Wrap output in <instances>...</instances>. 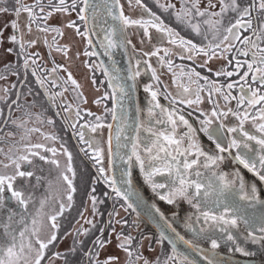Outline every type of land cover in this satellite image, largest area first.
I'll return each instance as SVG.
<instances>
[{
	"label": "rangeland",
	"instance_id": "obj_1",
	"mask_svg": "<svg viewBox=\"0 0 264 264\" xmlns=\"http://www.w3.org/2000/svg\"><path fill=\"white\" fill-rule=\"evenodd\" d=\"M53 2L58 3V0H53ZM119 2L123 6L125 16H129L132 19H140L141 16L144 19L149 18V15L142 13L141 8L135 4V0H132L131 5H129L128 0H119ZM142 2L152 12L156 13L165 25L178 32L180 37L192 40L193 43L203 47H207L209 42L220 44V48L215 50L217 55L213 56L210 60L202 54L193 55L192 59H188L187 53L181 56L179 54L181 52L180 47L169 43L168 38L158 33L154 28L149 27L148 35H146L144 29L139 25L127 26L130 53L135 71L140 73L137 79H139V85H141L139 95L141 126L138 132L140 135L138 144H136V150L144 159L147 167L149 158L148 153L144 151L145 147L151 145L154 139L153 133L171 130V125L167 120V112L176 110L174 106L167 104L165 100L163 101L161 99H168L172 103L177 101L181 102L182 100L195 101L197 99L195 90L199 89V103L183 104H187L196 114L204 118L213 119L212 125L215 124V126H218L223 121V124L227 128H230L238 124V119L230 114L227 117L221 116L219 120L211 115L214 109L217 112L227 111L230 104H233L232 101L229 103L223 99V95H225L224 88L222 92L215 91L217 87L222 86V77H224V75L217 76L216 73L222 69L224 71H234V62L236 59H242L241 62L245 60L251 61L252 52L256 51V49L251 48L250 45L241 43V40L244 36H249L252 40H255L256 37L252 34L251 30H241V40H228L221 43L223 36L227 34L225 29L230 26V22H235L236 14L228 12L224 16L222 24L216 25L219 28V33L217 34L213 26L205 23V21L209 19L212 21L220 19V17H209L208 15L210 12L219 11L220 0H211V3L215 7H209V0H200L198 5L199 9L201 11L207 9L204 16L196 14V9L193 6L195 0H159L160 4L175 5V9L168 10L160 8L156 0H142ZM23 3L32 5L35 3V0H23ZM66 3L70 5L71 0H66ZM42 4L46 6L48 0H42ZM12 5H14V0H6V2L0 3V6L3 7H11ZM183 8H191L192 14L186 17L184 21L177 20L175 13ZM50 10V8L45 7L44 13H39V9H35L41 19L36 20L32 24L31 31L26 27L28 24L27 14L21 13L18 18L19 31L8 27L3 33L4 42L0 43V77H3V79H0V130L4 129L5 126H9L6 131L0 134V149H3V152H0V161L4 163L9 162L8 157L5 155L9 152V149H18L21 154H26L25 144H44L46 146L45 149H33V151H39L42 156L48 158L41 160L39 157H32L31 165L27 163L22 164V170H34L35 174L33 177L28 178L27 182L17 179L14 187L23 186L26 194L31 196V201L28 207L24 208L15 201L11 196V192L5 189L3 193L5 206L0 208V224L7 222V216L12 212L14 213L13 227L17 230V234L25 227L28 228L29 232L35 227L39 229L41 238L46 241L50 238L52 232L55 231L57 239L45 250V257L41 261V264H95L97 260L103 262L109 256L118 257L111 264H128L130 257L120 247V243L128 236L132 237L131 243L126 245L129 251L133 253L131 259L135 260V256L140 255L144 259H147L150 264H154L157 258L163 264L166 257L171 253L166 248L168 246L164 242H159L160 237L152 232L150 227L137 216H134L121 201L113 200V203V201L109 200L111 206L107 208L106 205V188L110 185V182H105V177H109L107 128L108 117L110 116L108 114L110 112V94L105 85L101 69H99L96 60L92 56V51L87 48V38L85 35L78 34L76 28L68 26L69 21H75L76 27L79 28L80 32H84L83 22L78 16V13L82 10V4L77 0L76 11L69 10L67 13L54 12L51 17L45 20V14ZM256 15L257 13L254 11L253 16ZM14 18V14L11 13L0 14V29H3L4 25ZM188 20L191 21V24H199V33L187 23ZM37 25H39V28ZM45 27H48L49 31H43L42 29ZM54 27H59L63 34L61 35L52 31L51 28ZM12 34H16L18 37L15 44L7 39ZM21 35L25 42L23 51L19 47V38ZM149 36L151 37L150 39ZM33 40L36 43H29ZM229 43L234 45L230 51L227 50ZM27 46H29V49H27ZM260 46L264 47V42H261ZM8 48H12L13 51L8 52ZM157 48L160 49L159 56H164L165 63L163 64L160 62L159 56L145 55V53H152ZM166 48L171 50L167 55L164 52ZM237 49L248 50V56L245 57ZM86 53L88 54L86 55ZM178 58L186 64L182 65ZM25 60H27L28 65L27 67H22L25 64ZM138 60L140 61L139 64H137ZM168 60L172 61L171 71H169L166 63ZM229 60L233 63L229 64ZM20 65L21 67L19 69L18 66ZM243 68L244 72L247 71L246 64ZM53 69L55 71H52ZM152 69L156 70V75L159 77L158 81L152 76ZM69 73H71V78L77 84H72L69 79ZM195 73L207 77L209 80L208 86L212 87V92L206 86L201 87L200 83L202 79L197 77ZM29 74L30 76L31 74L33 75L38 89H36L32 81L28 82L27 77ZM37 76H40L44 81L43 87L37 82ZM238 76L234 71V75L230 78L238 80ZM251 76L252 73H249L247 77L248 83L252 84L253 88L260 87L258 82L252 81ZM23 80H25V83H22L24 86L23 89L21 86V90L19 89L20 92L17 93L18 90L15 92L16 85ZM46 80L48 82L52 81L51 87L53 90L54 88L56 89V92L53 91L55 94L50 93L45 83ZM213 81L215 82L214 84L211 83ZM56 85L60 88L56 87ZM77 85L79 86L77 87ZM146 85H151L152 91H159L156 97L159 107H155V101L152 99L151 92L146 90ZM181 85L193 91L183 96L179 95L182 91ZM235 88L232 90L234 91ZM239 94L240 91L238 88V96ZM173 98H175V102H173ZM14 99H16L17 104H11ZM58 102H60L62 108L59 107ZM258 106L260 107L261 105ZM7 107L9 110H5ZM245 107L248 108V105L246 104ZM257 107L248 108L249 113L254 112L253 116H257ZM149 108H152L151 113L149 112ZM77 111L79 112L78 116L76 114ZM7 112L8 115H6ZM176 112L178 113L177 110ZM199 117L195 115L194 120L197 121V128L201 129V120L203 121L204 119H198ZM234 118H236V121H233ZM49 120L52 123H49ZM187 120L192 125L188 118ZM12 121H16V123ZM157 121H163V123H157ZM259 122V118L257 117V123ZM21 123H23V127L19 126ZM245 123V130L257 136L261 135L251 119ZM92 126L96 127L95 131H92ZM32 129H39V131H31ZM149 129L152 131L149 132ZM186 131H188L187 126L177 120L176 138H179ZM80 132L84 133L85 141L92 142L91 147L80 140L78 135ZM49 135L56 136L57 139H47L46 137ZM72 135L76 138V142L81 147V150L83 149L82 153L75 147L76 145H74L75 142H73L74 138ZM230 135H234L237 139L242 138L239 132L230 133ZM22 137L25 138L22 139ZM195 138L200 144L196 133ZM223 141V146L226 147V133L224 132ZM189 143L190 141L185 139L183 141V147H187ZM250 143L254 148H259L255 141H251ZM200 145L209 154H220L212 146ZM52 147L57 149L55 155L46 150ZM65 148L72 153L71 166L75 172L74 177L70 172L67 173L69 179L73 180V187L76 189L75 192L71 193V202L67 199L70 189L67 182L62 178V173L66 171L69 163L67 155L64 152ZM97 148L101 150L102 159L95 153ZM233 149L236 152L240 151L239 149ZM156 150V148H153V152ZM173 154H175L174 151ZM162 155L163 153H161ZM193 158H195L194 153L188 156L189 160ZM180 159L182 161L184 157H180ZM200 159L201 165L197 166L202 173L200 180L205 184L211 180L213 185L212 189L209 190L210 196L207 199L209 202L215 200L220 201L222 209V205L225 203L224 200L227 197L226 195L229 194V191L228 189L221 191L222 182H218L211 173L214 170H218V172L216 171L218 175L221 173L232 175L236 168L239 169L240 166H236L233 160L232 163V161L225 159L224 162H219V166L213 165L206 169L202 166L204 158L201 157ZM52 160L58 161L59 165L57 166L51 163ZM87 161L92 162L96 168V174L94 176H90L89 166L91 165ZM101 167L105 169L104 173L99 171ZM134 167L137 171L138 178H140L144 187L149 190L152 198L157 200L158 205L162 209L167 212H179L180 210L197 211L186 200H180L178 204L171 205L166 201H162L156 192L152 190L151 185L145 180L136 157ZM8 171L10 172L11 169ZM239 171L243 174L246 173L241 167ZM246 174L248 175V173ZM37 176L40 177L39 183L36 181ZM249 178L245 182L246 189L254 183L258 190V197L264 198L262 183H259L253 177ZM153 179L157 183H167V173L156 175ZM159 191L164 192L166 189ZM111 194L110 192L109 195ZM92 195H95L97 198L95 210L90 198ZM232 195H235V200L242 199V194L239 189L238 191H234ZM199 199L198 197L197 200ZM42 200L44 201V206L41 209L40 202ZM195 203L196 200L193 201V204ZM62 204L64 205L63 213L57 215ZM234 208L236 209V214L240 216L237 212L238 208L236 206ZM249 208L252 210L254 206ZM201 210L206 209L202 207ZM260 211L259 206H257L255 209L256 215ZM54 215L57 216L56 223L59 225L56 230L51 228L50 217ZM196 216L192 215L191 217L190 215L178 214L173 215L172 219L179 226L180 231H185L188 235L184 233L191 239L193 238L202 244L208 245H211L212 239H216L220 245L218 249L230 253H237L233 241L226 239L227 233H221L219 229H214L210 225L204 224L203 220L197 223L196 226H193L198 232L201 229L205 230L200 235H197L186 227V222L183 219H188L189 221L190 219L195 220ZM22 217L23 223L20 222ZM242 218L248 219L250 222L254 220L249 215ZM33 219L36 220L35 225L32 223ZM241 220L243 221V219ZM88 221L92 223H88ZM189 223L193 224V222ZM85 229L88 230L87 233H85ZM231 231L237 237L236 244L250 253V255H246L247 257L264 259L263 242L260 241L258 245L251 239H246L248 236L243 235L237 228ZM97 238L104 241L103 247L95 243ZM5 239L3 229L0 228V240ZM33 243H35L34 237ZM36 246L38 247V245ZM81 249H83L82 252ZM90 250L91 256L88 255ZM56 253H60L61 255L57 256ZM97 253L99 254L97 255ZM144 259L136 260L135 264H144Z\"/></svg>",
	"mask_w": 264,
	"mask_h": 264
},
{
	"label": "snow or ice",
	"instance_id": "obj_2",
	"mask_svg": "<svg viewBox=\"0 0 264 264\" xmlns=\"http://www.w3.org/2000/svg\"><path fill=\"white\" fill-rule=\"evenodd\" d=\"M6 0H0V3H4ZM83 4V9L80 13H78L79 19L85 21L86 23L89 20L88 15L86 13L89 9H91V16L92 19L95 20L98 7L95 3V0H80ZM129 5L132 4V0H128ZM159 4V7L168 10V9H175L174 4H160L159 0H156ZM101 3L105 6L106 12L108 15H113V9L119 4V0H101ZM200 0H195L194 7L196 9V14L199 16H204L207 12V9L201 11L198 7ZM135 4L138 5L142 13H147L149 15L148 19H144L141 16L140 19H132L129 16H125L123 13V6H120L119 15L115 16V19H119L122 25H139L144 29L146 35H148L149 27L154 28L158 33L163 34V36L167 37L169 43L172 45H178L181 49L179 53L181 56L187 53V58L192 59L193 55H203L207 57L209 60L212 59L213 56H216V49L220 48V44H214L209 42L207 47L199 46L192 42V40L184 39L183 37L179 36V33L176 32L173 28L164 24V22L156 15V13L152 12L150 8L147 7L146 4L142 2V0H135ZM45 7L50 8L51 10L45 14L44 19L46 20L48 17H51L53 13H67L69 10L76 11L77 8V0H71V4H67L66 0H58V3H54L53 0H48V4L45 6L42 4V0H35V3L32 5H28L23 3V0H14V5L11 7H3L0 6V14H14V19L10 22H7L4 25L3 29H0V43L4 42V30L8 27L19 31V24L18 18L20 17L21 13L27 14L28 24L26 27L29 31H31L32 24L41 19L39 13H44ZM209 7H215L209 0ZM39 9V13L35 11V9ZM256 12L257 15L253 16V12ZM232 12L236 14L235 22L231 23L230 26L225 29L226 35L223 36L221 43L224 41H237L241 40V30H251L252 34L256 37L255 40H252L249 36H244L241 40V43L245 45H250L251 48L256 49V51L252 52V59L251 61L245 60L241 62L239 60L235 61V72L238 73V70L242 67L247 65V71L240 76V80L244 81V83L240 84L239 82H231L226 85L229 93L223 95V99L227 102L230 99L237 100V107L239 108L241 105L247 103L248 108H254L256 105H261L259 108L256 109L257 116H250L248 108L241 113L239 111H233L229 108L227 111H220L217 112L215 109L212 111V117H215L217 120L220 119L221 116L227 117L229 113L232 116L238 119V124L234 127L226 128L227 132L236 133L239 132L241 134V139H237L235 136L232 137L227 142V147L223 146V132L226 126L223 124V121L216 127L212 128L213 119L205 118L201 121V131L208 136L209 140H214L215 148L218 150L220 154H209L205 152L201 145L197 142L195 138L196 129L192 127L187 119L183 115H178L176 110L171 112H167V120L168 123L171 125V130H164L158 133H153L154 139L151 142L150 146H146L144 151L148 153L149 163L146 167L144 159L139 155L136 150V144L133 145L132 154L135 155L136 160L139 161V166L141 171L144 174L145 180L151 185L152 190L156 192L159 198L162 201H166L168 204H178L180 200H186L188 204L193 205L194 208L197 209L199 215L196 216L195 222L199 223L201 219L203 220L204 224L210 225L214 229H219L221 233H227L226 239L229 241H233L235 245V251L241 252L244 255H250V253L246 252L244 248L240 247L236 244L237 237L232 234V229H236L239 227V221L243 219L245 225H247L250 229H254V225L248 219H244L236 214V209L229 205L227 202L223 203L222 210L221 205L218 200L215 201H208V197L210 196V189H212V181L209 180L207 184L200 180L202 173L199 171L197 166L201 165V157L204 158L202 166L204 168H210L211 166H219V162L225 161V156L222 155L225 152L231 151V149H239L234 157H232L234 162H238L244 168L248 169L250 172L254 173L255 176L259 178L260 181H264V92H261V87H264V47H261V42H264V0H220V9L218 12H210L208 13L209 17H220L219 20L212 21L211 19L205 21V23L211 24L213 28L216 30V33H219V28L216 25L222 24L224 16L228 13ZM192 14L191 8H183L182 10L176 11L175 16L177 20L184 21L186 17ZM255 22V27H254ZM187 23L191 25V27L197 32H200L199 24H191V21L188 20ZM69 27L76 28L78 34L84 36L88 35L87 32H80L79 28L76 27L75 21H69ZM39 28V25H37ZM43 31H49L48 27L42 29ZM52 31L57 32L58 34H63L59 27L51 28ZM115 33V29L113 28L110 33L105 36V40L107 41V47H115L116 43L111 39V36ZM151 37L149 36V39ZM207 38V37H205ZM7 39H9L13 44H15L18 40L16 34L10 35ZM215 39V37H214ZM130 42V41H129ZM29 43L34 44L36 43L35 40L30 41ZM88 43L91 44V39L88 40ZM234 45L229 43L227 45V50L230 51ZM19 47L21 51L25 48V42L23 40V36L21 35L19 38ZM59 50V49H58ZM8 52H12V48L7 49ZM170 49H164L165 54L170 53ZM242 52V54L247 57L249 52L248 50H238ZM160 49L157 48L152 53H145V55H156L159 56ZM88 53H86L87 55ZM160 62L163 64L165 63L164 57L159 56ZM140 61H137L139 64ZM169 71L172 70V61L168 60L167 62ZM229 64L233 62L231 60L228 61ZM28 62L25 60V67H27ZM150 67V65H149ZM52 71H55L53 69ZM194 71V70H193ZM234 71H218L216 73L217 76L224 75L227 77H231L234 75ZM249 73H252L251 79L253 82H258L260 87L253 88L252 84L248 83L247 77ZM186 74V73H182ZM140 75L137 71L133 74V79L136 76ZM197 77H199V73H195ZM152 76L155 80H159V77L156 75V70L152 69ZM3 79V77H0ZM69 79L71 80L72 84H77V82L71 78V73H69ZM207 79V78H205ZM37 82L44 86V81L40 78V76L36 77ZM211 83H215L214 81ZM79 85H77L78 87ZM239 86V97H235L231 95V89ZM146 90L151 92V96L153 101H155V107H159L158 101H156L157 92L152 91L151 85H146ZM182 91L179 95H186L192 92L193 90L183 87L181 85ZM223 85L217 87L215 89L216 92H222ZM195 94L197 99L195 101L192 100H182L181 103H199V89L195 90ZM62 95V93H60ZM211 95V93H209ZM173 102H175V98H173ZM16 103V101H13ZM152 108H149V112L151 113ZM166 111V110H165ZM77 115L79 112L77 111ZM175 117V118H174ZM257 117L259 118V123H257ZM99 119V118H98ZM251 119L254 126L258 129L260 136L254 135L249 131L245 130V122ZM177 120L182 123L183 125L187 126L188 131L184 132L179 138H176V125ZM16 123V121H12ZM49 123H52L49 120ZM157 123H163V121H157ZM23 127V123L19 125ZM74 127V125H73ZM96 127L92 126V131H95ZM31 131H39V129H32ZM149 132L152 130L149 129ZM11 135V134H10ZM79 138L84 143L88 144L89 147L92 146L91 141L84 140V133L80 132ZM25 137H22L24 139ZM47 139L55 140L57 139L56 136L49 135L46 137ZM188 139L190 143L187 147H183V141ZM251 141H255L259 148H254ZM174 146V148H173ZM24 148L26 149V154H21L18 149H9V152L5 155L8 157V163H4L0 161V208H3L5 197L3 193L5 189L11 192V196L15 199V201L24 208L28 207L29 202L31 201V196L26 194L25 188L23 186L14 187L17 179H21L24 182H27L28 178L34 176L33 171H25L22 170V164L27 163L29 165L32 164V157H39L41 160L48 159L45 156H42L39 151H33V149H45L46 146L44 144H25ZM153 148L157 150L153 152ZM48 152L56 154L57 149L47 148ZM83 150V149H82ZM173 151L175 154H173ZM0 152H3V149H0ZM65 154L68 158V166L64 173H62V178L64 181L67 182V185L70 189L68 194V201H72L71 193L75 192V187H73V180L69 179L68 172L75 176V172L71 166L72 160V153L69 152L66 148L64 149ZM95 153L101 159L102 154L100 149H96ZM161 153L163 155L161 156ZM195 154V158L189 160L188 156L191 154ZM180 157H184L181 161ZM129 161H131V157H129ZM51 163L59 165V162L56 160H52ZM11 169L9 172L8 170ZM101 173L105 172V169L101 167L99 169ZM167 173V183H157L154 181V177L156 175H163ZM215 176L216 174L213 173ZM227 173H221L218 177L220 181H222V185L220 190L223 191L224 189H228L233 185L237 184L239 191L242 194L241 198L244 200L255 202L258 200V190L256 185L253 183L247 189L245 186V182L243 176L241 175L239 169L236 170V179L235 180H228ZM37 183L40 182V177H36ZM105 182H111V186L114 188L117 196H123L125 200H129V194L126 192L121 191L119 187H116L115 178L112 177H105ZM126 183H131V181H126ZM166 189V191L161 192L159 190ZM203 190V191H202ZM94 191V189H93ZM200 198L197 200V198ZM91 200L93 202V208L95 210V204L97 198L95 195H92ZM196 200V203L193 204V201ZM41 209L44 206V201L41 202ZM129 208L133 207V204H128ZM205 208L206 210H201ZM64 205L62 204L60 207V211L57 215L63 213ZM157 212H160L159 208H156ZM13 215L14 213L10 212L7 216V222L0 224V228L3 229V235L6 237L5 240H0V264H41V261L45 257V250L48 248L50 244L56 241L57 236L56 232L53 231L50 238L46 241L41 238L39 229L33 228L31 232H29L28 228L25 227L22 231H19L17 234V230L13 227ZM163 217V213H160ZM173 215H178V213H173ZM57 216H51V228L53 230L58 229L59 225L56 223ZM21 223H23V217L21 218ZM33 225L36 224V220L33 219ZM88 223H92L88 221ZM260 227L259 232L260 235L257 236L255 231H249L248 237L246 239H251L253 242L259 243L260 241H264V217L260 218ZM168 227H171L169 224ZM186 227H188L191 231L196 233L197 235L202 234L205 230L201 229L199 232L196 228L193 227L192 223H186ZM87 233V229L84 230ZM175 231V229H173ZM33 237L35 238V243H33ZM165 239H168L161 232L160 243H163ZM179 239L184 240L181 236ZM132 241V237L128 236L125 237L124 240L120 243V247L124 249L125 252L128 253L130 259L128 260V264H135L136 260L144 259L140 255L135 256V260L131 259L133 257V253L129 251V248L126 246L130 244ZM186 244H192L191 241L184 240ZM100 247L104 246V241L100 238H97L95 241ZM169 243H172V252L170 255L166 257L163 264H195L194 261H190L187 255L180 253L175 243L169 240ZM38 245V247L36 246ZM193 247H197L196 245H192ZM220 245L216 239L211 240V248L216 249ZM199 251H203L202 249H198ZM99 253H97L98 255ZM57 256H60V253H56ZM91 256V250L88 253ZM181 257H183L181 259ZM118 257L109 256L103 262L96 261L95 264H111L113 260H117ZM206 260H209L207 256H205ZM144 264H150L147 259H144ZM154 264H161L159 258L156 259ZM209 264H218L217 261L209 260Z\"/></svg>",
	"mask_w": 264,
	"mask_h": 264
},
{
	"label": "water",
	"instance_id": "obj_3",
	"mask_svg": "<svg viewBox=\"0 0 264 264\" xmlns=\"http://www.w3.org/2000/svg\"><path fill=\"white\" fill-rule=\"evenodd\" d=\"M95 3L98 7L95 20L92 19L91 9H89L86 13L89 17L88 22L86 23L83 20L82 22L84 32L88 33V35H85L87 42L89 39L92 41V43H88V45L92 50L94 58L97 59L102 76L110 93L111 114L107 128L108 176L115 178L116 187L128 193L129 200H125L123 196L117 197L123 201L129 211L149 225L153 232L160 237L161 232H163L164 235L168 237L164 242L167 243L171 250L172 243H169V240L175 243L180 253L187 255L188 259L194 261L195 264H209V260L217 261L218 264H264V259H257L239 254L236 255L221 251L217 248L212 249L208 244H202L188 237L183 231H180L169 217L173 215V213L199 215V212L188 210H180L179 212L165 211L151 197L149 190L144 187L140 178H138L137 171L134 167L135 156L132 154V149L133 145L137 143L139 135L138 130L141 125L139 101L141 87L137 76L133 79V74L136 71L130 53L129 38L126 32L127 26L122 25L119 19L114 18L119 15L121 2L113 9V15L107 14L101 0H95ZM113 28L115 29V33L111 36V39L115 41L116 46L109 48L107 47L105 36L110 33ZM73 138L76 147L82 153L83 151L77 144L76 138L74 136ZM228 154L231 159L235 156L233 151H230V153L228 152ZM129 157H131V161H129ZM88 163L96 170L92 162ZM239 166L247 173L255 176L254 173L244 168L241 164H239ZM126 181H131V183H126ZM260 183H262V190L264 191V181H260ZM108 190H110L111 193L115 192L111 185L108 187ZM129 203L133 204L132 208L128 207ZM156 208H159L160 212H157ZM160 213H163V217ZM169 224L171 227H168ZM173 229H175V231H173ZM240 229L246 234L249 233L248 230L245 231L243 228ZM256 235L259 236L260 233ZM181 236L184 240L191 241L192 244H186L184 240L179 239ZM192 245H196L198 248ZM198 249H202L203 251H199ZM205 256H207L209 260H206Z\"/></svg>",
	"mask_w": 264,
	"mask_h": 264
},
{
	"label": "flooded vegetation",
	"instance_id": "obj_4",
	"mask_svg": "<svg viewBox=\"0 0 264 264\" xmlns=\"http://www.w3.org/2000/svg\"><path fill=\"white\" fill-rule=\"evenodd\" d=\"M127 35H128V29H127ZM87 48H89L88 46H87ZM27 49H29V46H27ZM90 50H91V48H89ZM238 50V49H237ZM241 56V55H240ZM164 57V56H163ZM179 59V61L182 63V65H185L184 63H183V60H181L180 58H178ZM236 60H239V61H242V59H236ZM235 60V61H236ZM24 63V62H23ZM234 64H235V62H234ZM23 67H25V64H23ZM195 69V68H194ZM243 72H244V68L242 67L239 71H238V75L240 76H242L243 75ZM238 76V80H234V79H232V78H230V77H227V76H224V77H222V85L224 86L223 88V90H224V92H225V95L226 94H228L229 93V90L227 89V87H226V85L228 84V83H231V82H239L240 84L243 82L244 83V81H242V80H240V77ZM249 76V75H248ZM199 77L202 79V82L200 83V85H201V87H204V86H206V87H208V89H210L211 90V92H212V87H210V86H208L209 85V80L208 79H205V78H207L206 76H204V75H202V74H200L199 75ZM24 81V80H23ZM23 81H20L18 84V87H17V90H18V92L17 93H19L20 91H19V89H21V86L23 85L22 83H23ZM47 82V80L45 81V83ZM46 84H48V83H46ZM238 88H239V86H237L235 89H234V91L231 89L230 91H231V95L232 96H235V97H239L238 96ZM49 90H50V88H48ZM261 92H264V87H261ZM50 93H52V94H55V93H53V90H50ZM56 97V96H55ZM56 100H57V98H56ZM161 100H165L166 102H167V104H169V105H172V106H174L175 108H176V110L178 111V114L179 115H183V116H185V119H189L190 121H191V123H192V125H193V127H194V129H196V134H197V136H198V141L200 142V144H205V146H212V147H214L215 148V141L214 140H209L208 139V136L205 134V133H203L202 131H200V129L199 128H197V124H196V120H194L195 119V115H196V117H199L200 115L199 114H196L195 113V111L193 110V109H190L188 106H187V104L185 105V104H183L182 103V105H181V102L180 101H177V102H175V103H172L171 101H169L168 99H161ZM230 101H232L233 102V104H230V106H229V108H231L233 111H239V112H242V110H245V106H246V104L247 103H245V104H243V105H241L239 108L237 107V100L236 99H230L229 101H227V102H229L230 103ZM262 103H264V102H262ZM58 104H59V107L60 108H62L61 107V104H60V102H58ZM258 105H256V107H257ZM257 108H259V106L257 107ZM6 110H8V107L6 108ZM230 115H231V113H229ZM251 115L250 116H253V114H254V112L253 113H250ZM194 117V118H193ZM198 119H205L204 117H202V116H200ZM202 121V120H201ZM233 121H236V118H234L233 119ZM246 124V123H245ZM225 125V124H224ZM226 126V125H225ZM217 126H215V124L214 125H212V128H216ZM226 128L227 127H225L224 129H223V132L224 133H226V141L228 142L232 137H234V135H230V133L231 132H227L226 131ZM138 141H139V138H138ZM207 142V143H205V142ZM226 147H227V144H226ZM231 151H233L235 154L237 153L236 151H234V149H231ZM222 155H224L225 156V158L228 160V161H232V159H231V157L229 156V154H228V152H225V153H223ZM232 163H233V161H232ZM236 163V166H238L239 167V164L237 163V162H235ZM234 167V166H233ZM236 170H237V168H236ZM236 170H235V172L232 174V175H227V179L228 180H235L236 179V175H235V173H236ZM239 170H240V167H239ZM215 171V172H214ZM214 171H212V173L211 174H213V173H215L216 174V171L218 172V170H214ZM243 171H245V170H243ZM246 172V171H245ZM247 173V172H246ZM246 173H241V175L243 176V179H244V182H246L247 180H249L250 178L249 177H253V178H255V180H257L259 183H260V181H259V179L257 178V176L255 177L254 175H249V173H248V175L246 174ZM212 176H214V175H212ZM215 178H216V180L219 182L220 180L218 179V177H219V175L218 174H216L215 176H214ZM222 182V181H221ZM238 189H239V187H238V182H237V184H235V185H233L232 187H230V188H228V191H229V194L228 195H226L227 197L225 198V200H224V202H227L229 205H231V206H233V207H237L238 209H237V212L239 213V215L241 216V217H245L246 215H249L250 217H253L254 218V220L252 221V224L255 226L254 227V229H250L247 225H245L244 224V222L242 221V220H240L239 221V227L240 228H243L245 231H255V234H258V233H260L259 232V228L258 227H260V223H259V221H260V218L261 217H264V198H258V200H256L255 202H252V201H248V200H244V199H241V200H235L236 198H235V195H232L233 194V192L234 191H238ZM152 197V196H151ZM155 200V199H154ZM156 202H157V200H155ZM220 202V201H219ZM158 203V202H157ZM251 206H254V208H252V210L249 208V207H251ZM257 206H259V208H260V213L258 214V215H256V213H255V209H256V207ZM222 210V209H221ZM247 211H248V213H247ZM183 215V214H182ZM184 215H186V214H184ZM238 215V214H237ZM172 216L173 215H170V219L175 223V221L172 219ZM186 216H189V215H186ZM191 217H192V214L190 215ZM194 216V215H193ZM191 217H188V218H191ZM186 223H189V222H193V226H196V224H197V222H195V220L194 219H190V221L188 220V219H183ZM182 220V221H183ZM202 220V219H201ZM201 222V221H200ZM175 225H176V223H175ZM177 227H179L178 225H176ZM240 228H237L243 235H245V236H248V234H246L245 232H243ZM152 230V229H151ZM183 231V230H182ZM153 232V231H152ZM185 232V231H184ZM155 233V232H154ZM186 233V232H185ZM187 234V233H186ZM188 235V234H187ZM261 242H263V241H261ZM256 243V242H255ZM260 243V242H259ZM259 243H256V244H258L259 245ZM264 243V242H263ZM209 246H211V245H209ZM218 249V248H217ZM220 250V249H219ZM222 251V250H221ZM224 252H228V251H224ZM232 254H239V255H244L243 253H241V252H237V253H232Z\"/></svg>",
	"mask_w": 264,
	"mask_h": 264
},
{
	"label": "trees",
	"instance_id": "obj_5",
	"mask_svg": "<svg viewBox=\"0 0 264 264\" xmlns=\"http://www.w3.org/2000/svg\"><path fill=\"white\" fill-rule=\"evenodd\" d=\"M79 2H80V0H79ZM81 3V2H80ZM89 47V46H88ZM90 48V47H89ZM92 56H93V54H92ZM94 57V56H93ZM19 67H21V65L20 66H18V68ZM22 67H23V65H22ZM20 69V68H19ZM27 80H29L28 82H31L32 81V83L33 84H35V86H36V89H38V86H37V83H35V80H34V77H33V75L31 74V76H30V74L28 75V77H27ZM25 81V80H24ZM23 81V82H24ZM51 82L52 81H50V82H48V80H47V82L46 83H48V84H46L47 85V87L48 88H50V90H53V88L51 87ZM25 83V82H24ZM23 83V84H24ZM18 85L19 84H17L16 85V87H15V92L17 91V87H18ZM57 85H59V84H57ZM56 85V87H58V88H60L59 86H57ZM105 85H106V82H105ZM107 86V85H106ZM23 85H22V89H23ZM21 90V89H20ZM53 91H55L56 92V89L54 88V90ZM16 96V95H15ZM15 101H16V99H14ZM14 100H12V102H11V104L13 103V101ZM109 102H110V97H109ZM14 104H17V101H16V103H14ZM110 104H111V102H110ZM11 106V105H10ZM6 110V109H5ZM77 114V113H76ZM108 114L110 115L111 113L110 112H108ZM78 116V115H77ZM109 119H110V116L108 117V122H109ZM64 123V122H63ZM65 124V123H64ZM8 127L9 126H5L4 127V129H1L0 130V134L2 133V132H4V131H6L7 129H8ZM66 130H68V129H66ZM74 142V141H73ZM74 145H75V143H74ZM76 147V146H75ZM89 172H90V176H94L95 174H96V171L91 167V166H89ZM102 186H103V184H102ZM102 188V187H101ZM110 194V191L108 190V188H106V196H105V198H106V205H107V208L109 207V206H111V204H110V201L109 200H111V201H113V200H117V201H121V203H123V201L122 200H120V198L119 197H117V195H116V193L115 192H113L111 195H109ZM112 203V202H111ZM113 203H114V201H113ZM124 204V203H123ZM114 205V204H113ZM128 209V208H127ZM129 210V209H128ZM131 212V211H130ZM132 213V212H131ZM133 215V214H132ZM135 216V215H134ZM165 243V242H164ZM166 244V243H165ZM166 246H168L167 244H166ZM167 249H168V251H170V253H171V250H170V248L169 247H166ZM83 251V249H81V252Z\"/></svg>",
	"mask_w": 264,
	"mask_h": 264
},
{
	"label": "bare ground",
	"instance_id": "obj_6",
	"mask_svg": "<svg viewBox=\"0 0 264 264\" xmlns=\"http://www.w3.org/2000/svg\"><path fill=\"white\" fill-rule=\"evenodd\" d=\"M191 211H193V210H191ZM193 215H195V214H193Z\"/></svg>",
	"mask_w": 264,
	"mask_h": 264
}]
</instances>
